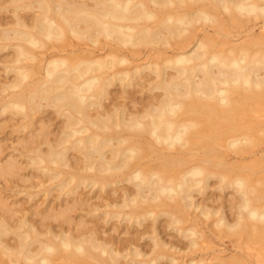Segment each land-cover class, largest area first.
<instances>
[{
	"label": "bare ground",
	"instance_id": "6f19581e",
	"mask_svg": "<svg viewBox=\"0 0 264 264\" xmlns=\"http://www.w3.org/2000/svg\"><path fill=\"white\" fill-rule=\"evenodd\" d=\"M9 5L15 12L0 26V51H11L12 59L4 67L0 116L21 117L18 130L37 123L41 127L31 134L32 142L23 140L35 146L25 152L14 149L17 156L0 160V176H17L22 166L17 158L23 157L34 172L29 178L35 173L47 178L33 188L55 185L59 195L79 206L100 200L86 215L102 226L86 230L88 222L83 221L79 227L84 224L85 233L79 236L72 231L56 234L50 227L43 234L25 213L16 226L2 217L0 258L7 256L15 264H177L166 253L176 247L163 242L158 231L161 217L175 228L183 223L184 215L173 213L175 206L194 209L206 220L217 217L222 233L264 241V208L254 204L262 196L248 175L253 169L228 164L219 149L227 136V148L237 155L249 153L263 140L256 131H264V123L246 131L233 127L236 117L250 114L251 106H264L263 44L221 43L209 30L221 27L218 12L233 21L264 19V0H9ZM20 10L33 12V17L25 18ZM74 40L103 46L102 51L107 46L109 53L81 49L66 56L59 51L45 62L38 59L37 51L60 50ZM147 47L156 57L130 66L123 51L134 55ZM118 85L112 98L111 88ZM138 92L139 98L133 97ZM39 114L47 116L36 120ZM53 116L60 121L50 139L47 129ZM145 159L158 163L148 166ZM212 179L239 198L232 223L221 209L196 199ZM120 184L121 195L114 200L91 192L86 200L78 193L98 187L106 195ZM260 184L264 187V179ZM52 190H45V196ZM0 207L10 210L1 198ZM69 210L48 217L65 220ZM113 221L131 237L105 238L104 227ZM145 223H150L149 230H135ZM251 230L256 236H250ZM148 235L149 252L139 243ZM181 237L191 238L192 248L198 246L194 228Z\"/></svg>",
	"mask_w": 264,
	"mask_h": 264
},
{
	"label": "rangeland",
	"instance_id": "374dc122",
	"mask_svg": "<svg viewBox=\"0 0 264 264\" xmlns=\"http://www.w3.org/2000/svg\"><path fill=\"white\" fill-rule=\"evenodd\" d=\"M20 11V14L25 18H28L29 20L33 17V12L22 10ZM14 12L15 10L13 9V6L9 5V0H0V26L5 25L7 22H9L13 18ZM217 17L222 20L221 27L209 28V30L211 32V35L221 43H225V41H232L233 44L231 45L236 46L245 44L246 42H253L257 40L258 42L263 44L264 48V19L248 21L245 18H242L238 21H233L228 20L225 15L221 14V12L217 13ZM201 28L206 27L204 26ZM200 34L203 35V32L201 31ZM226 37H228L229 40H227ZM2 45L3 44L0 42V46ZM102 47L103 46L93 47L89 43L74 40L65 45L63 49L57 50L49 47L45 50L37 51V53L41 54L38 55V59L44 62L59 51H61L59 53L64 56L70 54L72 51L76 52L81 49L84 51L89 50V52L96 51L97 54L107 56L109 53L108 47L106 46V49L104 51H102ZM151 50L152 47L143 48L141 51L137 52L134 55L128 49L124 50L123 52L126 56H128V59L131 63L130 66H136L144 64L147 61L148 56H151L153 58L156 57L154 51ZM10 59H12L11 51H0V86L2 82L6 81V71L4 70V67L10 61ZM33 64L35 63H30V65ZM118 90H120L119 85L111 88L112 98L117 97L115 92ZM139 96V92L133 94V97L139 98ZM106 103L109 104V101H107ZM250 109V114L245 116H238L235 118L236 121L233 122V127L239 129L240 131H246L248 128L256 127L255 125L257 124L263 125L264 106L254 105L251 106ZM48 112L51 113L53 111L49 110ZM44 116H47V114H39L37 115L36 120H39ZM59 121L60 120L58 118L53 116L52 122L49 125L50 127L47 129L50 139H54V137L56 136V132L58 130L57 124ZM22 122L23 121L21 120V117L12 118L7 116H0V152L2 153L0 155V160H3V163H5L7 160L5 158L6 155H18L17 153L13 152L14 149L25 152L27 149L29 150L31 146H35V144H29V146L27 144L25 145V142L23 140L27 141L26 143L32 142L31 134L38 128H40L41 124L37 123L33 128H29L24 131L16 129V126L20 125ZM256 135L263 138V140L247 154L237 155L227 148V140L230 136H227L225 138L222 143L223 147H220L219 149L223 154V158L228 164H236L241 166L244 165L249 166L253 169L252 173H248L250 184L252 188H257L260 191V194L257 195L262 196V198L256 200L254 204L258 208H264V187L260 184V182L264 179V131L258 130L256 131ZM39 141L40 140L37 139L34 140V142L37 143H39ZM171 152L169 153H175V151ZM187 154H189V152ZM173 156L177 155L174 154ZM149 159L151 160V158ZM17 160L18 163L22 165L20 166L21 171H19L17 176H3L2 178L0 176V198L4 200V203H6L10 209L8 210L9 212H5L0 207V220L2 217H5L6 219H8L10 224L16 226L19 218L23 217L25 213L27 215V218L29 219V222L31 224L34 223V225H36L37 229H39L40 232L43 231L41 232L43 234H45L50 227L53 229L51 231L54 233L56 232V234H59L62 231H72V233H74V236H79L82 233H85L83 227L86 226L82 224V228L79 227V225L81 224L80 222H88V224H86L88 225L86 230L94 225H98V227L102 226V223H99L96 219L91 220L90 216L87 217L86 215V213L90 211L89 206L95 203H99L100 200L93 199L89 202V205L80 204L79 206L78 204H75L73 201H71V199H67L62 195H59L57 188H54L55 185L54 187L52 185H50L49 187V183H46V187H43L42 189L33 188L36 187L41 181H45L47 178H43L40 173H35V178H29L28 175H32V173L34 172H32L30 170V167L27 166L26 160L23 159V157H19L17 158ZM148 160H144L146 164L148 163V166L156 167L158 162H154L156 163L155 165L154 163L150 164V161ZM186 160L193 161L194 159L191 158L190 160V157H187ZM144 161H142L143 167H145L146 165H144ZM148 166L146 165V167ZM124 185L129 187L131 186L130 184L126 183ZM220 186L221 184L217 179L210 180L209 188L207 189L205 194L197 195L196 199L199 204L204 205L210 209H221L227 220L232 223L236 218V206L239 203V198L237 195H233L234 193L231 189L221 190ZM48 187L50 189H53L50 196H48L49 199L47 196H45V190L49 189ZM120 187H123V185L120 184L118 185V187L115 185L112 186L107 190L106 195L104 193L100 195L97 191L98 187L97 189L93 188L92 191L90 187L86 189L81 188L78 190V193L80 194V196L82 195L83 197H85L86 200L88 199L87 196L91 193H93L92 196L97 197L108 195V198L110 200H114L121 195ZM28 194H32L36 197L34 198V200H31ZM47 200H49L50 202L48 201L47 203ZM61 204H63V208L60 207ZM65 208L71 209L69 210L70 214L67 212L69 215L68 217H66L67 220L59 219L57 221L49 218L52 217V214H57L58 211L60 212V210L65 211ZM178 209H180L181 212H178ZM173 213H175L176 215L180 213L179 216L184 215L183 223L179 226H176L177 228H175L174 225V227L170 226L168 218L161 217L158 221V231L160 234V238L163 239V242L167 243L170 246L173 245L177 248V250H175L176 248H174V251L168 249L166 250V253L169 256L174 257L177 260V264H187L191 260H204L207 261L208 264H264V241L261 243H256L253 242L251 238H248V236H235L230 233H222L221 229L216 226L217 217L212 216L209 220H206L199 214V212L194 209H183L182 207L175 206ZM104 228L105 231L108 230V233L104 235L105 238L114 237V239L121 238L126 240L131 237V235L125 233L126 230H124L122 227H119L117 221L111 222L109 226H105ZM193 228L200 236V238L197 240L198 246L196 248L191 247V238L181 237V234L183 232L185 233V231ZM149 229L150 223H145V227L136 228L135 230L144 232ZM177 229H180L181 233H178ZM132 232L134 231L132 230ZM253 232V230L250 231V236L251 234L252 236H256V234ZM12 237L13 236H9V239L7 238V240L10 241L9 243L11 245L15 244V241L13 240L14 238ZM149 237H151V235L146 236V240L139 242L147 252L152 249V242L149 240ZM149 259L150 258H146L147 261ZM60 262L58 261L57 264H59ZM0 264L15 263L11 262L7 256H2L0 258ZM94 264L98 263L94 262ZM159 264L172 263L169 260H163Z\"/></svg>",
	"mask_w": 264,
	"mask_h": 264
}]
</instances>
